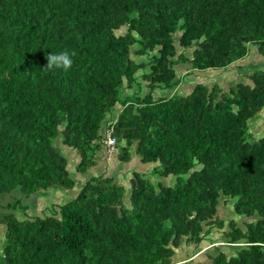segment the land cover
Segmentation results:
<instances>
[{
    "label": "trees",
    "instance_id": "16d2710c",
    "mask_svg": "<svg viewBox=\"0 0 264 264\" xmlns=\"http://www.w3.org/2000/svg\"><path fill=\"white\" fill-rule=\"evenodd\" d=\"M255 48L229 89L178 93L180 67L225 70ZM65 50L72 67L48 70ZM263 116L264 0H0V193L73 190L60 136L85 181L35 217L8 202L0 264H264ZM116 149L155 174L86 175Z\"/></svg>",
    "mask_w": 264,
    "mask_h": 264
},
{
    "label": "rangeland",
    "instance_id": "374dc122",
    "mask_svg": "<svg viewBox=\"0 0 264 264\" xmlns=\"http://www.w3.org/2000/svg\"><path fill=\"white\" fill-rule=\"evenodd\" d=\"M261 60V57L259 53L257 52L256 48L252 51L251 55L245 59L243 62L239 63L237 62L235 65H232L228 69L218 71H190L188 72L186 67L179 69V79H181L180 84L176 88L178 89V93H181V95L189 94L195 85L198 82H212L218 83L220 86L224 87L225 89H229V86L233 84L234 82L238 81L241 77L244 76V73L246 71L247 66L252 64H257ZM185 89V90H184ZM174 89H166L163 93L165 96L170 95ZM188 91V92H185ZM161 94V91H156L155 95L159 96ZM254 131H261L264 132V116L263 118H260L257 120L256 124L253 127ZM55 144L59 146L62 150V152L68 157L69 159V166L72 170V172L75 174L76 179H78V185L74 187L73 190H67V193L60 192L58 188L51 187L46 190L37 191L30 195H25L22 190L19 188L13 190L9 193H0V250L2 248V245L4 243V237H5V225H3V218L1 216V212H10L13 211L9 210L7 207L8 202H13L14 207L16 205V201L18 202V208L21 210V206L25 209L23 212V215L25 217H35L38 215H42L45 213V211H49L50 208L54 207L56 208L57 204H64L74 198V195L77 196L81 185L85 182L83 181L82 184L80 183V178L78 177V171H75V169H72L73 167H76L78 158H79V152L73 148H71L68 145H65L62 141L61 136L58 137L55 141ZM112 150L101 152L98 155V163L96 166L92 167V169H89L87 171L86 175H99L103 174L104 172H107V174L112 173V175H121L120 178L123 180L125 178V175L127 177L132 176V172L134 170H146L151 173L155 174L154 167L151 165H145L140 162V159L138 156L134 155L130 162H127V164H124L123 161L119 159V155L116 152L113 153ZM78 157V158H77ZM126 163V162H125ZM123 164V166H121ZM78 174H77V173ZM102 172V173H101ZM156 180H159V178H155ZM124 181V180H123ZM56 190V192L54 191ZM43 192H46L44 195ZM59 210V209H58ZM213 238H220L219 231L215 228L212 233L209 235ZM210 238V237H209ZM222 244V243H217ZM206 247L202 251L198 252V254H195L194 257H197L199 254H201L204 250L209 249L211 246L209 244V241L204 242L199 246V249L201 247ZM186 252L188 255H192L193 253H196V248L190 249L186 248ZM200 255L199 257H201ZM202 261L205 262L204 258L202 257Z\"/></svg>",
    "mask_w": 264,
    "mask_h": 264
},
{
    "label": "clouds",
    "instance_id": "9594fccd",
    "mask_svg": "<svg viewBox=\"0 0 264 264\" xmlns=\"http://www.w3.org/2000/svg\"><path fill=\"white\" fill-rule=\"evenodd\" d=\"M75 53H69L67 50L62 51L57 54H48L47 55V64L46 68L48 70H52L54 68H62L64 70H68L72 67L73 60L72 56H74Z\"/></svg>",
    "mask_w": 264,
    "mask_h": 264
},
{
    "label": "built area",
    "instance_id": "2783aa9c",
    "mask_svg": "<svg viewBox=\"0 0 264 264\" xmlns=\"http://www.w3.org/2000/svg\"><path fill=\"white\" fill-rule=\"evenodd\" d=\"M109 143H110V144H114V143H115V139L112 138V137H110V139H109Z\"/></svg>",
    "mask_w": 264,
    "mask_h": 264
},
{
    "label": "crops",
    "instance_id": "0c3cea01",
    "mask_svg": "<svg viewBox=\"0 0 264 264\" xmlns=\"http://www.w3.org/2000/svg\"><path fill=\"white\" fill-rule=\"evenodd\" d=\"M185 90V89H184ZM185 92H188V91H185Z\"/></svg>",
    "mask_w": 264,
    "mask_h": 264
}]
</instances>
